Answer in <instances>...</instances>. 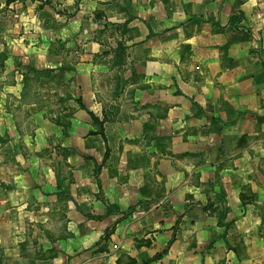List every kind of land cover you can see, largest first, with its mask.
<instances>
[{"label":"crops","instance_id":"crops-1","mask_svg":"<svg viewBox=\"0 0 264 264\" xmlns=\"http://www.w3.org/2000/svg\"><path fill=\"white\" fill-rule=\"evenodd\" d=\"M77 1L0 0V264H264V0Z\"/></svg>","mask_w":264,"mask_h":264},{"label":"rangeland","instance_id":"rangeland-1","mask_svg":"<svg viewBox=\"0 0 264 264\" xmlns=\"http://www.w3.org/2000/svg\"><path fill=\"white\" fill-rule=\"evenodd\" d=\"M55 1H56V0H54V3H55ZM72 2L75 4V5H74L75 7L78 6V4H79V1H77V0H72ZM72 2H71V7H73ZM42 3H43V2H41V4H40V2H39V4H38L39 7L43 5Z\"/></svg>","mask_w":264,"mask_h":264},{"label":"trees","instance_id":"trees-1","mask_svg":"<svg viewBox=\"0 0 264 264\" xmlns=\"http://www.w3.org/2000/svg\"><path fill=\"white\" fill-rule=\"evenodd\" d=\"M9 1H13V0H9ZM164 252H165V250H163V251L160 252V253H157V254L155 255V258L160 257Z\"/></svg>","mask_w":264,"mask_h":264}]
</instances>
